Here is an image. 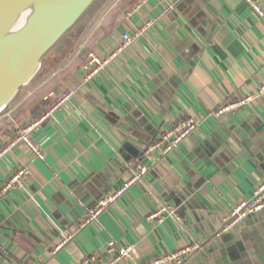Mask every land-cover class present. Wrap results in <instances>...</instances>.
Instances as JSON below:
<instances>
[{
  "label": "crops",
  "instance_id": "obj_1",
  "mask_svg": "<svg viewBox=\"0 0 264 264\" xmlns=\"http://www.w3.org/2000/svg\"><path fill=\"white\" fill-rule=\"evenodd\" d=\"M256 2L264 10V0ZM108 4L81 42L53 52L47 63L55 54L61 61L41 70L0 114L1 146L63 90L77 89L33 132L44 159L24 144L0 156V183L16 168L30 170L0 197V264H80L102 259L110 239L135 247L134 260L117 264L191 243L199 248L184 264H264V210L220 233L223 216L264 179V15L246 0ZM124 33L132 43L82 84L75 59L93 49L109 56ZM246 96V104L214 115ZM182 117L195 118L196 131L173 152L146 156V146ZM126 143L140 155L124 150ZM144 165L141 181L79 227L90 208ZM166 204L179 219L151 217Z\"/></svg>",
  "mask_w": 264,
  "mask_h": 264
},
{
  "label": "built area",
  "instance_id": "obj_2",
  "mask_svg": "<svg viewBox=\"0 0 264 264\" xmlns=\"http://www.w3.org/2000/svg\"><path fill=\"white\" fill-rule=\"evenodd\" d=\"M246 1L261 16L264 15L262 6L258 4L256 0ZM131 43L132 37L130 34L124 33L122 36V42L109 56L104 57L98 54L96 50H90L81 65L84 74L82 84L92 81L110 61L121 54ZM76 91V88L67 87L60 93L56 101L50 104L43 112L28 119L11 135L5 144L0 146V156L6 154L18 144H24L36 156L44 159L46 157V153L34 140L33 132L36 128L47 121L50 116L61 107L62 104L73 97ZM260 91L264 92V83L260 86ZM52 95L53 92L47 97ZM250 99L251 96H246L237 100L226 101L216 110H214V115L218 117L222 116L226 112L232 111L239 106L246 104ZM197 126L198 122L195 118H180L173 127L162 131L154 141L150 142L146 146L145 155L147 156V154L153 153L155 151H160L163 155L173 152L181 142H183L190 134L196 131ZM147 169L148 168L144 165L133 170L130 177L122 186L108 195L105 200L97 203L87 211L86 215L81 220L79 227L83 228L88 224L95 222L109 203L114 202L116 198L122 195L132 184L142 180V177L147 172ZM29 173L30 170L27 167H19L9 173L8 176L0 183V197L10 191L12 188L18 186L22 182V179L29 175ZM262 210H264V179L258 183L250 199L239 201L227 214L223 216L220 233L236 230L247 220L259 214ZM166 214H170L179 219L176 209L167 204L162 205L157 213L151 214V217H164ZM65 241L66 240L59 242L56 246V250L59 249L65 243ZM198 248L199 244L191 243L184 245L177 250L161 254L152 260L134 264H184L189 255L193 254ZM134 250L135 247L132 244L120 245L115 240L110 239L105 246V256L102 259H98L96 256H91L84 259V261L80 264H117L122 260H134Z\"/></svg>",
  "mask_w": 264,
  "mask_h": 264
},
{
  "label": "water",
  "instance_id": "obj_3",
  "mask_svg": "<svg viewBox=\"0 0 264 264\" xmlns=\"http://www.w3.org/2000/svg\"><path fill=\"white\" fill-rule=\"evenodd\" d=\"M96 2L0 0V114L31 83L47 54ZM123 148L134 157L140 155V149L131 143Z\"/></svg>",
  "mask_w": 264,
  "mask_h": 264
},
{
  "label": "trees",
  "instance_id": "obj_4",
  "mask_svg": "<svg viewBox=\"0 0 264 264\" xmlns=\"http://www.w3.org/2000/svg\"><path fill=\"white\" fill-rule=\"evenodd\" d=\"M109 2H111V0H97V2L91 7V9L88 11V13H86L85 14V16L78 22V24L72 29V30H70L67 34H66V36L47 54V56L45 57V59H44V62H43V65H42V67H41V69H40V71L42 70H44L45 68H47L50 64H52V63H59L60 61H61V58H60V55H59V57H57V55L55 54V56L53 57V61L51 62L50 61V64L49 63H47L48 61H49V58H50V56L52 55V53L53 52H56L58 49H61L62 47H64L65 45H68L69 47H71V46H74V45H78L80 42H81V38H83L82 37V35H83V33L86 31V29L89 31L90 30V28L92 27V24L88 27V28H86L87 27V25H88V23H89V21L94 17V15H95V13H96V11H97V9L100 7V6H105V5H107ZM102 6V7H103ZM102 22H103V20H102ZM86 28V29H85ZM87 31V32H88ZM86 32V33H87ZM86 33H85V35H86ZM84 35V36H85ZM64 44V45H63ZM84 51H86V50H84ZM89 51H87L86 53L84 52V53H82V54H80L76 59H75V61H74V65H77L79 62H82L83 63V61L85 60V58H86V56H87V53H88ZM39 71V72H40ZM39 72H38V74H39ZM37 74V75H38ZM36 75V76H37ZM35 76V77H36ZM35 77H34V79H35ZM33 79V80H34ZM32 80V81H33ZM31 81V82H32ZM55 95V94H54ZM53 97V96H52ZM47 98H50V97H47ZM47 100H49V99H47ZM46 108V107H45ZM44 110H41L40 111V113L41 112H43ZM40 113H38V114H36V115H34V116H37V115H39ZM34 116H32V117H34ZM32 117H30V118H32ZM29 118V119H30ZM28 120V119H27ZM26 120V121H27ZM18 130V129H17Z\"/></svg>",
  "mask_w": 264,
  "mask_h": 264
},
{
  "label": "rangeland",
  "instance_id": "obj_5",
  "mask_svg": "<svg viewBox=\"0 0 264 264\" xmlns=\"http://www.w3.org/2000/svg\"><path fill=\"white\" fill-rule=\"evenodd\" d=\"M64 45V44H63ZM28 88V87H27ZM26 90V87L25 88H22V90L20 91V92H23V91H25Z\"/></svg>",
  "mask_w": 264,
  "mask_h": 264
}]
</instances>
